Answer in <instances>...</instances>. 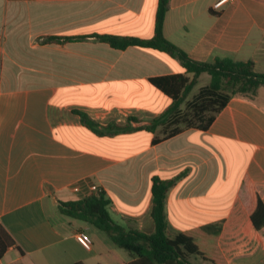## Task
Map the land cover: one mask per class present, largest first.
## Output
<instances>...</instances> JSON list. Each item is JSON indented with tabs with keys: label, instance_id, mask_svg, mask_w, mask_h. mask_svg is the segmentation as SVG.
I'll list each match as a JSON object with an SVG mask.
<instances>
[{
	"label": "crops",
	"instance_id": "0c3cea01",
	"mask_svg": "<svg viewBox=\"0 0 264 264\" xmlns=\"http://www.w3.org/2000/svg\"><path fill=\"white\" fill-rule=\"evenodd\" d=\"M217 1L169 0L165 38L194 60H252L264 73V0L215 8ZM157 7L158 0H0V225L14 242L2 264L135 261L106 232L61 213L59 202L102 191L113 220L152 234L153 176L174 180L164 202L169 237L199 231L216 239L228 264H264L246 208L247 182L264 201V86L253 97L232 96L206 130L185 128L156 143L145 129L95 135L72 113L101 125L134 116L139 127L172 103L150 78H191L178 57L100 37L151 38ZM209 80L198 75L180 107ZM192 256L193 264L203 260Z\"/></svg>",
	"mask_w": 264,
	"mask_h": 264
},
{
	"label": "trees",
	"instance_id": "16d2710c",
	"mask_svg": "<svg viewBox=\"0 0 264 264\" xmlns=\"http://www.w3.org/2000/svg\"><path fill=\"white\" fill-rule=\"evenodd\" d=\"M169 0H158L154 35L149 39H139L129 36L103 35L101 38L111 46L125 48L128 45L155 48L165 51L180 59L187 73L170 74L151 77V83L173 99L172 103L158 116L152 118L149 124L134 127L131 121H137L129 116L125 123L114 121L101 125L86 112L73 109L80 122L95 135H116L137 129H145L155 133L152 142L156 143L170 137L185 128L196 127L206 130L217 113L234 95L253 97L259 86H264V73L255 70L252 60L237 61L228 57H216L212 61H197L190 58L185 51L167 40L163 34L165 13ZM52 39V38H49ZM210 76L208 84L201 86L184 108L181 102L196 82L201 73ZM157 128H161L157 131ZM174 180H162L152 177V209L151 215L155 229L152 234H146L132 228H125L112 219L108 206L110 200L104 192L96 191L84 198L59 202L61 213L83 220L106 232L111 240L121 248L137 255V259L128 264H193L188 256H199L211 264H228L216 246V239L210 235L194 232H180L173 237L166 234V218L164 202L168 188ZM248 202L246 205L255 229L260 233L264 243V201L254 186L247 182ZM11 236L0 225V258L5 250L13 244ZM74 264H84L80 261Z\"/></svg>",
	"mask_w": 264,
	"mask_h": 264
},
{
	"label": "built area",
	"instance_id": "2783aa9c",
	"mask_svg": "<svg viewBox=\"0 0 264 264\" xmlns=\"http://www.w3.org/2000/svg\"><path fill=\"white\" fill-rule=\"evenodd\" d=\"M225 1L227 0H218L215 4L214 7L215 8H219ZM77 240L79 241V243L85 248V249H91V245H92V241L91 238L89 237V235L87 233L84 232H80L77 235ZM0 264H2L0 262Z\"/></svg>",
	"mask_w": 264,
	"mask_h": 264
},
{
	"label": "rangeland",
	"instance_id": "374dc122",
	"mask_svg": "<svg viewBox=\"0 0 264 264\" xmlns=\"http://www.w3.org/2000/svg\"><path fill=\"white\" fill-rule=\"evenodd\" d=\"M190 258V260H192L193 261V256L191 255V256H188V259ZM194 262V261H193ZM205 262V260L203 261V260H198V261H195V263L196 264H210V263H204Z\"/></svg>",
	"mask_w": 264,
	"mask_h": 264
}]
</instances>
